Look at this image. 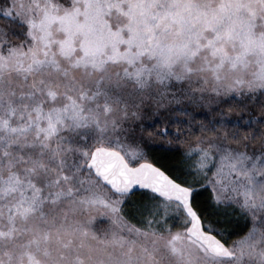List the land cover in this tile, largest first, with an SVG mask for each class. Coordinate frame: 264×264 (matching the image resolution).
Returning <instances> with one entry per match:
<instances>
[{
    "label": "snow or ice",
    "instance_id": "obj_1",
    "mask_svg": "<svg viewBox=\"0 0 264 264\" xmlns=\"http://www.w3.org/2000/svg\"><path fill=\"white\" fill-rule=\"evenodd\" d=\"M0 22V264H264V0Z\"/></svg>",
    "mask_w": 264,
    "mask_h": 264
},
{
    "label": "trees",
    "instance_id": "obj_2",
    "mask_svg": "<svg viewBox=\"0 0 264 264\" xmlns=\"http://www.w3.org/2000/svg\"><path fill=\"white\" fill-rule=\"evenodd\" d=\"M149 159L157 166L167 169L174 162L175 155L174 153L167 151L165 147H154L149 149ZM138 195L139 193H134L133 198H135ZM207 195H208L207 192L202 193L200 195V199L206 198Z\"/></svg>",
    "mask_w": 264,
    "mask_h": 264
},
{
    "label": "water",
    "instance_id": "obj_3",
    "mask_svg": "<svg viewBox=\"0 0 264 264\" xmlns=\"http://www.w3.org/2000/svg\"><path fill=\"white\" fill-rule=\"evenodd\" d=\"M152 162V161H151Z\"/></svg>",
    "mask_w": 264,
    "mask_h": 264
}]
</instances>
